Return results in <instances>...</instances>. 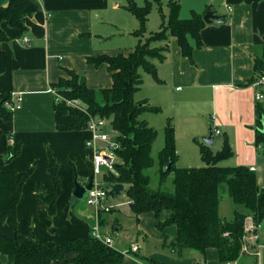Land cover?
Returning a JSON list of instances; mask_svg holds the SVG:
<instances>
[{"label":"crops","instance_id":"0c3cea01","mask_svg":"<svg viewBox=\"0 0 264 264\" xmlns=\"http://www.w3.org/2000/svg\"><path fill=\"white\" fill-rule=\"evenodd\" d=\"M8 1L0 0V7L8 6ZM31 2L37 5L38 12L28 18L26 35L20 36L16 29L3 24L10 40L0 42V93L11 94L14 104L21 98V109L14 112L10 122L0 119V133H3L0 159L7 160L10 151L18 153L3 166L4 171L26 172L34 168V172L24 186L17 208L18 228L13 230L0 221V230L11 238L21 235L59 244L91 239L94 209L87 206L85 198L82 201L75 198L72 172L76 171L75 179L83 186L91 181L94 151L87 148L86 143L92 135L87 130H59L74 121L68 112L55 109L52 85L69 78L67 71H75L85 78L90 89L111 88L113 76L108 65L96 67L87 60L103 54L129 56L140 41L134 34L140 23L126 9L125 0ZM180 5L182 19H190L193 12L204 16L209 10L214 14L213 23L205 25L201 32L203 45L196 47L195 44L191 60L182 56L177 38H169L170 48L165 60L155 62L162 83L145 74L141 90L136 94V101L149 103L160 112L148 110L142 120L160 129L156 140L161 139L160 152L165 141L164 128L172 121L179 168H200L198 138L208 137L210 128L220 131L217 137L221 142L227 139L234 151L233 157L220 165L254 168L258 185L264 189V149L255 144L256 109L259 106L264 111V99L256 101L258 89L253 86V80L259 76L255 71L256 62L264 58V0H180ZM219 19L218 25L216 20ZM162 23L156 25V19L152 23L149 18L146 30L153 34V29L159 27L160 30ZM25 39L28 44L24 43ZM214 143L212 150L220 151L214 149ZM50 152L60 166L62 181V196L54 216L39 198V195L48 197L53 188L48 166ZM121 205H127L125 213L134 218L128 197ZM115 211L117 207L100 216L101 231L114 239L117 251L126 254L123 264H145L132 254L134 246H139V255L163 264H220L215 248L204 253L185 250L181 256L172 251L170 244L177 239V228H158L167 212L160 218L154 213L142 214L137 221L134 218L137 225L133 223V233L125 236V224L109 218ZM262 228L264 222L259 225V260L264 264ZM256 260L243 255L236 263L256 264ZM7 262V256L0 254V264Z\"/></svg>","mask_w":264,"mask_h":264},{"label":"trees","instance_id":"16d2710c","mask_svg":"<svg viewBox=\"0 0 264 264\" xmlns=\"http://www.w3.org/2000/svg\"><path fill=\"white\" fill-rule=\"evenodd\" d=\"M126 9L139 20L140 28L134 34L140 38L139 43L129 56L122 54L112 57L103 54L89 57L87 62L98 67L108 65L113 76V85L109 89L95 91L87 87L84 77L75 71H67L69 78H62L52 85L58 98L54 103L57 111H66L74 123L69 127H60L63 131L86 130L88 116L79 108L70 107L68 102L78 100L90 115L106 118L111 128L118 134L120 150L116 175L109 174L104 178L109 186L123 184L129 199V207L136 221L142 214L154 213L160 218L168 213L164 221L158 224L161 230L169 226L177 228V239L171 242V250L182 255L185 250L218 249L220 264L236 261L241 253V241L245 218L252 216L258 225L264 222V189L258 185L257 174L246 166L221 167L224 160L234 155L227 139L223 148L214 152L210 146L199 143L200 157L206 167L178 168L176 133L171 120L164 128L165 141L163 150L158 154L159 188H150L151 178L148 172L154 168L153 144L158 131L140 119L148 110L160 112V109L145 102L136 101V94L141 90L144 79L143 70L157 82L162 83L157 74L156 61L165 60L169 52V38H177L184 58L192 59L196 47H202L201 32L205 29L204 16L192 13L190 19H182L180 0L169 1V16L162 12L163 0H147L139 6L135 0H125ZM154 4L158 5L163 18L160 31L146 36L147 23ZM8 6L0 7V42L10 40L3 29V24L16 29L20 36L26 35L27 20L38 12L37 5L31 0H9ZM193 40V44L191 43ZM163 43V44H162ZM161 45V47L154 46ZM255 71L259 76L264 74V58L256 62ZM255 78L253 82L256 80ZM99 92V93H98ZM102 96L103 104L97 100ZM12 95L0 93V119L10 122L14 113L6 105L12 103ZM256 142L264 149V113L256 109ZM0 133V140L2 137ZM18 156L10 151L8 159H0V221L11 229L18 228L17 208L22 198V191L34 168L26 172H6L3 166ZM49 172L53 181L52 192L48 197L39 198L48 206L51 216L56 215L57 202L62 196V181L59 178L58 166L53 154L49 153ZM166 166H170L166 169ZM73 180L76 171L73 169ZM173 177V191H163L162 187ZM229 198L243 210L235 212L233 220L220 216V188L224 187ZM111 195H116L111 190ZM103 224V221H101ZM0 254L7 256V264H53L68 261L71 264H123L126 254L106 246L101 241L91 239H74L64 244L54 241L40 242L21 235L9 237L0 230ZM145 264H163L132 253Z\"/></svg>","mask_w":264,"mask_h":264},{"label":"built area","instance_id":"2783aa9c","mask_svg":"<svg viewBox=\"0 0 264 264\" xmlns=\"http://www.w3.org/2000/svg\"><path fill=\"white\" fill-rule=\"evenodd\" d=\"M221 20H216V24H220ZM25 44H28V39L24 40ZM253 86L258 89L256 94V101L260 102L264 99V76H258L253 82ZM56 98H58L55 92ZM21 98H17L14 102L8 103L6 106L16 112V110L21 109L20 105ZM70 107H76L81 109L88 116V124L86 130L91 133L92 138L86 143L87 148H91L94 151L93 158L91 160L92 165V179L93 185L92 189L86 192L85 201L87 206L94 209V225L92 228V238L101 241L106 246L114 248V239L110 236H104L101 231L100 216L103 213L111 212L114 208L121 206V204H112L109 202V198L112 196L109 192L112 190L111 186L106 187L102 185L98 177L102 174L103 169L107 170L106 175L115 174V166L118 163V152L120 145L118 143V134L111 128L110 121L106 118H98L90 115L81 106L78 100H74L67 103ZM109 128L113 130V133L109 131ZM214 131V130H213ZM216 136L221 135L220 131H214ZM255 169H251L253 172ZM105 175V177H106ZM104 177V178H105ZM243 237L241 241V253L240 257L251 256L256 260V264L260 263L261 248L259 244L260 233L259 225L252 216H247L245 218ZM139 246H134L131 249L132 253H138ZM232 264H237L233 261Z\"/></svg>","mask_w":264,"mask_h":264},{"label":"rangeland","instance_id":"374dc122","mask_svg":"<svg viewBox=\"0 0 264 264\" xmlns=\"http://www.w3.org/2000/svg\"><path fill=\"white\" fill-rule=\"evenodd\" d=\"M136 2H137V4H139V6H144L146 4L147 0H138V1L136 0ZM154 6L155 7H154L153 11H151V14H150L151 15L150 16V21H152V23H153L154 19H156V25H158V24L160 25V22L162 23V15H161V12H160V8L156 4H154ZM162 12L164 13V15L168 16L169 0H164L163 1V3H162ZM153 30H154V33L160 31L159 27H156V29H153ZM146 34H147V36H149L151 33H150V31H147ZM154 46H158V44H154ZM140 74L141 75H145L146 73L143 70H140ZM262 76H264V74ZM97 100H98V102L100 104H103L102 96L100 94H98ZM263 113H264V111H263ZM143 116H144V114H142L140 116V119H142ZM156 128L158 129V127H156ZM158 130H160V129H158ZM109 131L111 133H113V130L111 128H109ZM197 141L199 143H204L203 142V137L198 138ZM222 144H223V142H221V139L216 136L215 137V143H214V149L215 150H222V148H223ZM161 147H162V143H161V139H160V140L156 141L154 146H153V148H154L153 157L155 159V163L156 164H155L154 168H152L148 172V175L151 178L150 188H152L154 190L159 188V182H160V177H159V167L160 166H159L157 157H158V154H159V152L161 150ZM200 161H201L200 168L201 167H206L205 163L201 160V158H200ZM179 164H180V162L177 163V167L179 166ZM223 164L224 163H222V165ZM222 165H220V166L223 167ZM106 172H107V170H105V168H104L102 174L98 177L99 182L102 185H104L105 187L107 185H109L104 179V177L106 175ZM172 178L173 177L171 175L170 178L168 179V181L165 183V186L162 187L163 191H173V183H172L173 179ZM125 188H127V186ZM220 190H221L220 191V196H221V200H220V216L223 217V218L228 217L229 218L228 220H231L232 214L234 213V211L243 210V207H241V206L239 207V206H237L236 204H234L232 202V200L228 196V192H227L225 186L220 188ZM125 192L126 191H122L119 195H112V197L109 198L110 202H118L120 204L126 203L127 194ZM82 200H84V199H82ZM121 206L117 207V211H115L113 214H110L109 218L110 219H116L118 222L124 223L125 224V229H124L123 232H124L125 236H128V235H131L133 233V225H134L133 223H135L136 225H137V223L134 221V218L129 217L127 215V213H125V210L128 209L127 205H121ZM262 231L264 233V229Z\"/></svg>","mask_w":264,"mask_h":264},{"label":"water","instance_id":"95a60500","mask_svg":"<svg viewBox=\"0 0 264 264\" xmlns=\"http://www.w3.org/2000/svg\"><path fill=\"white\" fill-rule=\"evenodd\" d=\"M213 18H214V14L211 13L209 10L207 11V13L204 15V21L206 24H211L213 23ZM209 135L206 138H203V142L206 146H212L214 141H215V134L212 128L209 129ZM170 166H166V169H169ZM91 181L83 186L79 180L75 179V190H74V195L76 199H84L85 196L87 195L86 192L88 190L92 189V185H93V179H90ZM125 187L123 184H116L112 186V191L114 194L119 195L122 191H124Z\"/></svg>","mask_w":264,"mask_h":264}]
</instances>
